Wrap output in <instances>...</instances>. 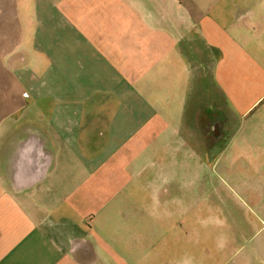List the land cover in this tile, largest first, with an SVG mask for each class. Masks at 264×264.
I'll list each match as a JSON object with an SVG mask.
<instances>
[{
	"label": "crops",
	"instance_id": "0c3cea01",
	"mask_svg": "<svg viewBox=\"0 0 264 264\" xmlns=\"http://www.w3.org/2000/svg\"><path fill=\"white\" fill-rule=\"evenodd\" d=\"M0 264H264V0H0Z\"/></svg>",
	"mask_w": 264,
	"mask_h": 264
},
{
	"label": "rangeland",
	"instance_id": "374dc122",
	"mask_svg": "<svg viewBox=\"0 0 264 264\" xmlns=\"http://www.w3.org/2000/svg\"><path fill=\"white\" fill-rule=\"evenodd\" d=\"M240 120V119H239ZM240 124V121H238ZM232 125L225 136L220 140L216 147L212 148L213 155L208 163L200 166L199 171L203 172L204 178L201 180L200 186L203 196L208 197L210 203L229 204L231 202V187H230V173H231V157L229 149L226 147L227 141L231 138L235 129L239 125ZM234 126V127H233ZM197 168L195 164L193 168ZM194 171V170H193ZM207 199V198H206Z\"/></svg>",
	"mask_w": 264,
	"mask_h": 264
}]
</instances>
